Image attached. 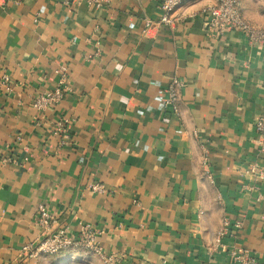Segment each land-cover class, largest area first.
Instances as JSON below:
<instances>
[{
    "label": "crops",
    "instance_id": "1",
    "mask_svg": "<svg viewBox=\"0 0 264 264\" xmlns=\"http://www.w3.org/2000/svg\"><path fill=\"white\" fill-rule=\"evenodd\" d=\"M217 1L188 0L165 25L158 0H0V264L77 258L22 254L40 205L72 234L92 226L119 264H234L241 251L264 264V42L208 34ZM238 1L264 28V0ZM62 66L69 90L36 109Z\"/></svg>",
    "mask_w": 264,
    "mask_h": 264
},
{
    "label": "built area",
    "instance_id": "2",
    "mask_svg": "<svg viewBox=\"0 0 264 264\" xmlns=\"http://www.w3.org/2000/svg\"><path fill=\"white\" fill-rule=\"evenodd\" d=\"M86 2L89 6L101 8L110 0H61L65 5L72 3ZM160 10V22L170 25L174 14L180 6L188 0H158ZM202 15L205 19V28L210 35H220L232 30L242 32L252 43L264 42V28L258 29L248 24L242 17L241 8L238 0H218L216 4L206 7ZM151 22L147 23L151 27ZM59 76L58 87L41 95L35 102L34 107L38 110L46 109L52 105L60 103L68 88V68L62 66L56 72ZM7 80V79H6ZM180 81L173 80L168 88L167 107L177 110L179 103ZM259 130L264 127V118L257 123ZM59 130L63 131V123L57 124ZM91 190L103 193V187L95 185ZM37 225L40 228L39 237L33 242L26 244L22 249V254L26 257L36 258L41 255L54 256L70 251L87 250L102 258L105 264H119L116 256L105 255L99 245V232L90 225L80 224L76 234H72L67 227L56 226V220L46 206L38 207ZM240 227L239 223L235 224ZM234 264H261L254 256L246 251L233 253Z\"/></svg>",
    "mask_w": 264,
    "mask_h": 264
},
{
    "label": "rangeland",
    "instance_id": "3",
    "mask_svg": "<svg viewBox=\"0 0 264 264\" xmlns=\"http://www.w3.org/2000/svg\"><path fill=\"white\" fill-rule=\"evenodd\" d=\"M68 253L73 254L70 255L71 257H74L75 255V258L77 257L74 260L69 259V261H74L69 262L70 264H105L100 256L95 255L87 250L70 251Z\"/></svg>",
    "mask_w": 264,
    "mask_h": 264
}]
</instances>
